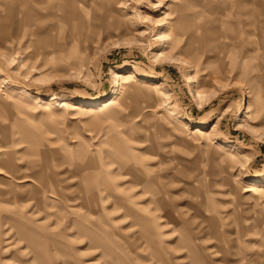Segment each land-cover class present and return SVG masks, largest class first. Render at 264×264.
<instances>
[{"label": "rangeland", "instance_id": "obj_1", "mask_svg": "<svg viewBox=\"0 0 264 264\" xmlns=\"http://www.w3.org/2000/svg\"><path fill=\"white\" fill-rule=\"evenodd\" d=\"M0 264H264V0H0Z\"/></svg>", "mask_w": 264, "mask_h": 264}, {"label": "bare ground", "instance_id": "obj_2", "mask_svg": "<svg viewBox=\"0 0 264 264\" xmlns=\"http://www.w3.org/2000/svg\"><path fill=\"white\" fill-rule=\"evenodd\" d=\"M164 23H167L165 19L160 20V21L157 23V27L164 25ZM170 26H171V25H170ZM174 27H175V26H174ZM164 39L167 40V39H169V38H168V36H167V37H164ZM115 76H117V75H115ZM120 76H121V75H120ZM134 76H135L134 72H129V73H127V75L125 76V78H126L127 81H130V79H132ZM113 102H114V99H109V103H110V104H113ZM62 106H63V105H62Z\"/></svg>", "mask_w": 264, "mask_h": 264}]
</instances>
